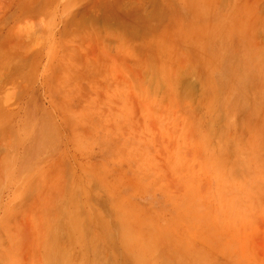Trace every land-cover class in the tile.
I'll return each mask as SVG.
<instances>
[{
    "label": "rangeland",
    "instance_id": "rangeland-1",
    "mask_svg": "<svg viewBox=\"0 0 264 264\" xmlns=\"http://www.w3.org/2000/svg\"><path fill=\"white\" fill-rule=\"evenodd\" d=\"M0 264H264V0H0Z\"/></svg>",
    "mask_w": 264,
    "mask_h": 264
}]
</instances>
